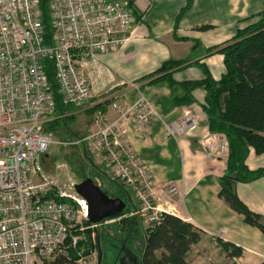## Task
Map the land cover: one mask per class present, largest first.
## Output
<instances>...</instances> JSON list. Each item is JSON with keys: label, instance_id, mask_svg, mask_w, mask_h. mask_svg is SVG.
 <instances>
[{"label": "built area", "instance_id": "2783aa9c", "mask_svg": "<svg viewBox=\"0 0 264 264\" xmlns=\"http://www.w3.org/2000/svg\"><path fill=\"white\" fill-rule=\"evenodd\" d=\"M48 6L54 30L49 43L38 0H0V264H97V249L88 244L86 232L95 244L94 227L100 221L88 220L87 200L75 191L74 181L60 184L42 168L52 141L45 126L55 118L56 107L42 60L54 63L62 102L86 107L91 88L81 66L125 41L136 17L127 0H48ZM111 105L116 117L104 122L103 112L95 111V128L85 139L113 177L131 189L138 202L132 213L147 224L155 222L165 209L152 203L155 181L122 125L134 120L146 136L158 112L143 94L131 103ZM199 124L198 113L185 107L164 122L163 136L189 133ZM200 142L209 155L228 154L219 131L207 130ZM167 190L174 192L175 184Z\"/></svg>", "mask_w": 264, "mask_h": 264}, {"label": "crops", "instance_id": "0c3cea01", "mask_svg": "<svg viewBox=\"0 0 264 264\" xmlns=\"http://www.w3.org/2000/svg\"><path fill=\"white\" fill-rule=\"evenodd\" d=\"M185 1L134 0L139 18H136L128 38L115 49L99 53L96 62L89 61L81 66L90 81L88 105L107 100L103 114L104 122H109L117 115L111 105L113 101L131 103L139 95H145L158 112L148 127L147 135H140L134 120L125 121L122 129L134 150L147 163L155 181L152 203L201 229V237L190 251V262H227L216 241V236H219L241 246L242 252L236 257L239 264H256L264 259V234L258 227L246 223L243 216L218 195V178L224 172L227 155H209L200 142V137L208 130L201 106L204 88L194 87L192 99L180 103L176 98L186 92L180 82H150L137 78L156 69L165 59L190 56L195 40L202 47L223 43L233 36L237 28L256 19V13L264 9V0H193L174 28L175 16ZM203 24L209 26L200 27ZM176 35L186 39L176 38ZM200 46L193 56L191 54V60L204 62L211 75L218 78L224 70L222 53L215 50L206 53ZM202 76V70L195 62L173 72L176 80ZM185 107H191L198 113V127L189 133L163 136L164 122L178 117ZM84 108L71 106L68 111L55 112L58 113L55 117L70 113V120L85 137L95 127L93 113H85ZM98 158L106 167L102 158ZM246 163L250 168L264 166V152L256 153L250 148ZM107 175L113 178L110 170ZM171 182L176 186L172 193L167 190ZM234 188L249 208L259 212L264 220V174L251 181H237ZM128 195L130 203L136 206L132 201L133 193L130 191ZM222 226L225 227L222 235H216ZM201 243L203 245L200 246L210 249L204 255L197 251Z\"/></svg>", "mask_w": 264, "mask_h": 264}, {"label": "trees", "instance_id": "16d2710c", "mask_svg": "<svg viewBox=\"0 0 264 264\" xmlns=\"http://www.w3.org/2000/svg\"><path fill=\"white\" fill-rule=\"evenodd\" d=\"M127 2L133 8L136 18H139L133 7L134 0ZM192 2L193 0H186L180 7L174 19V28ZM38 4L41 10L44 41L49 43L54 30L48 0H38ZM256 16L255 20L237 28L233 36L221 44L202 47L200 42L195 40L192 56L199 46L206 53L213 50L222 53L224 70L218 78L211 75L204 62L191 60L190 54L183 59H165L156 69L141 75L137 80L180 82L186 89L182 97L176 98L180 103L192 99L191 90L194 87L204 88L201 106L206 127L210 131L223 133L228 142L225 169L218 178V195L240 213L246 223L258 227L264 234L262 215L250 209L234 188L237 181H251L264 174V166L250 168L246 163L250 148L256 153L264 152V9L257 12ZM208 26L203 24L200 27ZM176 38L186 39L177 35ZM191 62L200 66L203 76L198 79L176 80L173 77L174 70ZM42 63L56 100L55 112L68 111L71 106L61 100L53 61L45 58ZM107 104L108 101L103 100L88 105L83 110L85 113H94L97 110L104 113ZM60 118H70V113L49 121L45 131L57 128ZM120 186L119 191L122 193L129 194L131 191L123 182ZM120 197L126 203L124 209L101 219L100 224L94 227L95 244L91 242L90 231L86 232L88 244L97 249V264H132L130 263L133 258L132 251L139 254L137 264H192L189 254L193 244L201 237L199 227L177 214L166 211L161 213L157 221L144 225L140 214L132 213L137 209V205L128 203L127 206V201ZM109 218L116 219L103 222ZM216 241L227 258V262L223 264H239L236 257L242 252L241 246L219 236H216ZM59 260H62V257ZM256 264H264V259Z\"/></svg>", "mask_w": 264, "mask_h": 264}, {"label": "rangeland", "instance_id": "374dc122", "mask_svg": "<svg viewBox=\"0 0 264 264\" xmlns=\"http://www.w3.org/2000/svg\"><path fill=\"white\" fill-rule=\"evenodd\" d=\"M134 7V5H133ZM58 115L55 113L54 116ZM47 133L51 136L52 141L49 143L43 157V171L50 176L51 179H56L58 183H67L70 179L74 182H79L83 178L90 177L101 189L106 191L110 196H122L128 203L131 202L130 196L127 193L120 192L122 180L120 178H110L107 174L109 167L101 164L99 155L96 156L79 129L75 127V122L70 118H60V123L57 128L50 129ZM126 187H128L126 185ZM132 201L138 204L137 200L132 195ZM139 214V213H138ZM143 224L147 225L144 222ZM118 219V217H117ZM203 243L207 244L206 241ZM199 244L197 251L204 255L210 249ZM216 244V242H215ZM202 252H201V250ZM214 249V246L212 247ZM137 250V249H133ZM133 258L130 263L137 264L139 261L138 252L132 251Z\"/></svg>", "mask_w": 264, "mask_h": 264}, {"label": "water", "instance_id": "95a60500", "mask_svg": "<svg viewBox=\"0 0 264 264\" xmlns=\"http://www.w3.org/2000/svg\"><path fill=\"white\" fill-rule=\"evenodd\" d=\"M74 189L88 203V220L97 222L105 217L115 215L125 207L120 196H110L90 177L74 183Z\"/></svg>", "mask_w": 264, "mask_h": 264}]
</instances>
